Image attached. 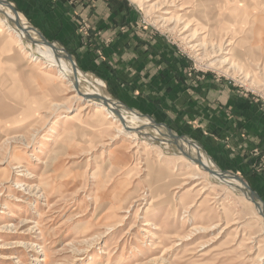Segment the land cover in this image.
<instances>
[{
	"label": "rangeland",
	"instance_id": "1",
	"mask_svg": "<svg viewBox=\"0 0 264 264\" xmlns=\"http://www.w3.org/2000/svg\"><path fill=\"white\" fill-rule=\"evenodd\" d=\"M129 1L189 79L264 106V0ZM14 33L0 25V264H264L253 202L162 140L96 124L97 106Z\"/></svg>",
	"mask_w": 264,
	"mask_h": 264
},
{
	"label": "crops",
	"instance_id": "2",
	"mask_svg": "<svg viewBox=\"0 0 264 264\" xmlns=\"http://www.w3.org/2000/svg\"><path fill=\"white\" fill-rule=\"evenodd\" d=\"M6 1L120 103L197 142L264 200V106L217 82L189 79L161 37L137 29L129 0Z\"/></svg>",
	"mask_w": 264,
	"mask_h": 264
},
{
	"label": "bare ground",
	"instance_id": "3",
	"mask_svg": "<svg viewBox=\"0 0 264 264\" xmlns=\"http://www.w3.org/2000/svg\"><path fill=\"white\" fill-rule=\"evenodd\" d=\"M155 4H151L150 6L155 7ZM182 17V15H177L173 20L178 21ZM165 21H167V19H165ZM169 21H172V19H169ZM17 24L20 25L18 26ZM0 25L9 31L14 30L15 38L20 43H23L24 41L25 45H28L29 48H31V53H29L32 60L31 63H41V58H46L47 66L45 67L52 68V66H56L57 68L55 70L59 78L69 80L72 85L75 86L77 96L80 95L87 99L89 105H87L86 108L97 106L94 116L97 118L95 121L96 124L102 125L105 121L112 120L118 122L123 128L122 130L125 132H131L130 130L132 129L140 132V136H145V139L148 141L155 142L156 140H162L167 147H175L178 154L186 157L191 163L198 165L204 171H206L204 168L210 169L213 174H209L214 179L226 183L233 190L250 200L249 193L244 190L245 185L241 181L234 179L232 176L224 178L216 163L197 143H191L186 138H179L176 140L173 134L168 132L164 126L156 125L151 119L143 117L136 111L119 108L117 104L112 101L109 94L102 91L100 88L95 87L94 81L91 80V75L85 74L78 69L75 63L68 60L65 51H62V49L58 47L57 49H53L46 44L40 34L30 26L21 14L17 15L12 9H8L4 0H0ZM186 28H188V26ZM197 35L196 32L192 33V39H197ZM230 51H228L227 55H230ZM231 58L233 59L234 57ZM229 60L231 61V59L226 58L224 61L227 62ZM199 162L201 164H199ZM257 211L264 218V204H260Z\"/></svg>",
	"mask_w": 264,
	"mask_h": 264
},
{
	"label": "water",
	"instance_id": "4",
	"mask_svg": "<svg viewBox=\"0 0 264 264\" xmlns=\"http://www.w3.org/2000/svg\"><path fill=\"white\" fill-rule=\"evenodd\" d=\"M4 3H5V5H7L9 8H11L17 15H18V13L16 12V10H14V8L5 0L4 1ZM18 26L20 25V24H17ZM34 29V28H33ZM35 30V29H34ZM37 31V30H36ZM38 32V31H37ZM39 34H40V36L43 38V40L46 42V44H48L49 46H51L53 49H57V46L54 44V43H52V42H50V41H48L40 32H38ZM70 61H72V62H74V59H73V57L71 56V55H68L67 54V56H66ZM75 63V62H74ZM128 108V107H127ZM129 110H131V111H133L132 109H130V108H128ZM148 118H150L149 116H148ZM151 119V118H150ZM154 123L156 124V125H158V126H164L167 130H168V132H170L171 134H173V136H174V138L176 139V140H178L179 138H183V137H180L177 133H174V131L172 130V129H170L168 126H166V125H164V124H158V123H156L155 121H154ZM189 140V139H188ZM191 143H196V142H194L193 140H189ZM203 150V149H202ZM204 151V150H203ZM205 152V151H204ZM206 153V152H205ZM199 164H201L200 162H199ZM201 166V165H200ZM203 167V166H202ZM204 168V167H203ZM207 172H209L210 174H213L212 173V171L210 170V169H206V168H204ZM220 173H221V175L224 177V178H226L227 176H232L234 179H236V180H238V181H241L244 185H245V189L244 190H246L247 191V193H249V196H250V201L251 202H253L255 205H256V207H257V209L260 207V204H264V201H263V199L260 197V195L257 193V192H255L250 186H249V184L244 180V179H242L240 176H238V175H236V174H233V173H229V172H225V171H220Z\"/></svg>",
	"mask_w": 264,
	"mask_h": 264
},
{
	"label": "built area",
	"instance_id": "5",
	"mask_svg": "<svg viewBox=\"0 0 264 264\" xmlns=\"http://www.w3.org/2000/svg\"><path fill=\"white\" fill-rule=\"evenodd\" d=\"M144 24L146 23V20L143 19ZM82 28H84L86 31L90 28V26L87 23H83Z\"/></svg>",
	"mask_w": 264,
	"mask_h": 264
}]
</instances>
